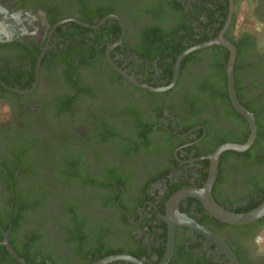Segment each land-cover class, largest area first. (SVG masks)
Masks as SVG:
<instances>
[{"label":"flooded vegetation","instance_id":"1","mask_svg":"<svg viewBox=\"0 0 264 264\" xmlns=\"http://www.w3.org/2000/svg\"><path fill=\"white\" fill-rule=\"evenodd\" d=\"M163 1L0 0V216L5 219L14 209L16 200L11 206L10 200L17 191L27 198L33 182L21 177L19 166L33 165L34 187L42 204L34 211H22L20 232L13 237L18 244L32 234L34 249L54 260L49 264H95L118 254L143 264H161L171 244L168 207L173 196L203 188L211 173L209 156L225 143L241 144L250 136V123L231 97V108H226L206 82L212 73L207 60L186 57L176 84L160 92L135 85L112 66L108 54L142 84L160 87L174 79L177 59L174 72L164 74L158 62L151 64L142 56L158 60L161 50L155 47L166 42L168 30L177 23L175 16L140 15L157 10ZM179 1L191 26H200L199 19L212 22L202 28L203 33L196 28L190 38L213 39L223 31L229 40L234 34L241 36L242 52L237 48L234 72L237 96L243 106L262 111L264 132V0ZM242 3L248 5V18L259 22V30L239 26ZM111 5L116 9L111 11ZM100 11L107 13L99 19ZM105 18L98 27L80 23L97 25ZM218 20L224 22L221 29ZM144 27L163 30L155 36L158 42L145 41ZM225 49L216 44L196 51H212L221 58ZM63 54H70L74 87L61 77ZM83 55L96 59L93 68ZM104 56L123 81L97 79L106 73L97 61ZM58 100L70 104L72 111L57 112ZM113 129L118 136L98 138ZM248 152L226 151L220 157L212 194L233 211L248 210L264 198V166H253L264 154V143ZM62 155L67 156L69 173L77 174L69 185L58 177ZM106 171L125 177L121 191L103 186ZM79 177L90 179L89 185L81 186L84 179ZM255 185L263 191L253 189ZM177 208L224 237L240 264H264V217L238 225L236 231L217 222L195 197L182 198ZM78 225L83 227L80 238L69 239L65 226ZM0 229L5 230L1 223ZM167 264L231 262L213 240L180 224Z\"/></svg>","mask_w":264,"mask_h":264},{"label":"trees","instance_id":"2","mask_svg":"<svg viewBox=\"0 0 264 264\" xmlns=\"http://www.w3.org/2000/svg\"><path fill=\"white\" fill-rule=\"evenodd\" d=\"M116 7L111 5V11L115 10ZM172 9V11H170ZM162 12V13H160ZM107 12H103L97 16L99 17V19L101 17H103ZM161 14V15H159ZM140 15L143 16H152L154 18H168L170 19L171 16H175L177 18V23L170 28L168 31V39L166 40V42H164V44H159L155 47L156 50H161V53H158V60H155V62H153V56L148 55V54H143L142 56L144 58H150V63L154 64L156 62L159 63V66L161 69L164 70V74H172L174 72V63L178 57V55L180 53H182L185 49H187L188 47L204 42V41H208L211 38H206L205 36L202 38H198L196 39L194 36H192L191 38L190 33H195L196 28H200V32H202V28H206L208 26H210V24L212 22H209L206 20L205 21H201V19L196 20L199 22L200 26L195 27V26H191L190 24H188L187 20H186V16L184 14V7L183 5L180 3L179 0H164L162 2V4L156 9H147L144 12H142ZM220 23V25H219ZM218 28L221 29V27L224 25V22H221L218 20ZM163 30H160L158 28H150V27H144L141 30V34L142 36H144L145 41L147 42H158L157 39H155V36H159L157 32H161ZM235 46L238 48L239 53L241 54L242 52V39L241 36L235 35L230 39ZM161 41V40H160ZM201 53V54H200ZM207 53V54H206ZM70 55V54H69ZM67 54H63V58H62V63H63V67L65 68V70H63L61 77L63 80L69 82L73 85H75L73 83L74 80V70L70 71L68 67H70V62L67 56H69ZM202 55V57H200ZM230 56V52L228 49H225V55L221 58H219L217 53H213L212 51H201V52H193L190 55L187 56V60H189V58H193V59H202V60H207V64L208 67L210 68L209 70H211L212 73L209 72L208 75V79L206 82H208L209 87L212 88L213 93H215L217 91V93H219V96L222 98V101L225 103V107L228 108L231 106V100H230V96H229V88H228V78H227V72H226V66L228 63V59ZM83 58L86 61V64L89 67H94V64L96 61L95 58H93L91 55H83ZM99 61V63L102 65V71L104 72L105 70V76L102 75V72L99 73L97 75V79L98 80H121L123 81V77L120 76L108 63L107 58L104 56V58L102 59L101 57L97 60ZM237 67L235 66V69ZM102 77H104L102 79ZM101 78V79H100ZM74 87V86H73ZM198 87V84H197ZM208 94L209 91H208ZM214 97V95H213ZM67 102V101H66ZM57 107H59L57 112H61V111H72V106L67 103H63L62 100H58L56 103ZM246 108H248L250 111H252L255 116L258 118V135L257 138L253 144V147L251 149H249V152L256 146L261 145L264 143V132H263V126H262V122H260L259 120V115L262 113V111H257L255 109H253L250 105L244 104ZM231 108V107H230ZM234 113L237 114L236 110H234ZM138 127V126H137ZM118 131H114L110 130V131H104L102 133H100L98 135V138H100L101 140H108L110 137L112 136H118ZM218 146H216L213 151L217 148ZM127 152L129 153L130 150L128 149ZM228 153H232L233 151H227ZM248 152V153H249ZM61 161V160H60ZM67 161V156L62 155V161L61 164L62 166L59 169L58 172V177L59 179L63 180V184L65 185H69V180L71 179H77V174L75 175H71L69 172L68 167L65 165L64 162ZM263 165L264 166V154L258 159L255 160L253 163V166L255 165ZM22 170H23V174L21 175V177H29L31 179V181L33 182V186L31 187V189L29 190V193L27 194V198H21L19 196V193L17 191V197L12 196L11 200H10V206L11 203L15 201L14 203V209L11 210V208L8 211V216L4 219L0 216V223L3 225L5 230H10V235H9V241L10 243L13 245V247L16 249V251L27 260V262L29 264H49L48 261L51 263V261H54L52 259L51 256L49 255H45L41 250H35L34 247L36 245V239L33 238V235L30 233H27L22 241L18 244L15 243V238L13 237L15 233L20 232L22 223H23V218H24V214L22 213V211L24 209H27L28 211H34L37 208V205L42 204L41 199H39L38 193L36 191V187H34L35 183L37 182L34 175H35V168L33 165L31 164H25L23 163L22 165L20 164L19 166ZM107 172V171H106ZM109 172V171H108ZM104 173V182L105 185H103L105 188H111L113 190H118L121 191V188L119 187V185L123 184L126 185V181H125V177L124 176H120L118 175L116 172L112 171L110 173ZM74 176V177H73ZM80 180L82 181L84 178L79 177ZM36 181V182H35ZM84 182H82L81 186H85L86 184L89 185V181H91L90 179H88V181H86V179L83 180ZM258 189L261 190L260 187L258 185H255L253 187V189ZM264 190V189H263ZM261 190V191H263ZM60 196V195H59ZM62 200H64L63 198H61ZM264 200V198L257 202L254 206H252L251 208H249L248 210H236L235 212H246V211H250L252 209H254L255 207L259 206L261 204V202ZM66 202V201H65ZM223 206V204H221ZM66 212L70 213L71 209L69 208V203H66ZM26 210V211H27ZM12 212V214H11ZM217 220V219H216ZM264 220V218L262 219ZM219 220H217L218 222ZM221 222V221H219ZM227 226H231L233 228H235L236 231L240 230V226L238 225H229L227 224ZM83 230L82 225H78L77 227L74 228H70L69 226H65V232L67 234V237L69 239H79L80 238V234ZM3 240V232L0 229V241ZM41 256V259H40ZM0 264H20L12 255L11 253L8 251V249L4 246H0Z\"/></svg>","mask_w":264,"mask_h":264},{"label":"water","instance_id":"3","mask_svg":"<svg viewBox=\"0 0 264 264\" xmlns=\"http://www.w3.org/2000/svg\"><path fill=\"white\" fill-rule=\"evenodd\" d=\"M233 6V3H232ZM233 8V7H232ZM117 19L121 21V19L118 16H114ZM107 21V18L103 19L99 24L97 25H91L89 23H83L80 22L84 26L88 27H98L101 26L103 23ZM124 27L125 31V26L124 23L121 21ZM224 31L216 38H213L209 41H205L202 43H199L197 45L191 46L187 49H185L182 53L179 54L177 57L176 65H175V77L174 79L167 85L165 86H160V87H153L149 86L146 84H142L138 82L136 79H134L131 75H129L125 70H123L117 63L114 62L112 59L111 55L108 54V58L112 64V66L120 72L124 77L129 79L132 83L135 85L144 88L149 91L153 92H160V91H165L169 88H172L176 82L177 78L179 76V73L181 71V66L183 60L193 51L200 50L203 48H207L216 44L223 45L227 47L230 50V56L228 59L227 63V77H228V86H229V92H230V97L232 100V103L234 107L240 112L244 117L247 118V120L250 123V129L251 133L249 138L244 142V143H225L221 145L219 148L216 149L214 153H212L209 158L212 161V167H211V173L210 177L205 184L203 188H198V189H186L183 190L176 195L173 196L169 203L168 207V212H169V223H170V235H171V244H170V249L169 252L163 260L161 264H167L169 262V259L171 257V252L173 248V242H174V233L177 225H185L193 230L198 231L199 233L205 235L207 238L213 240L227 255L229 258L231 264H240L237 255L231 248V246L227 243V241L222 237L220 234L217 232L213 231L212 229L200 224L193 218L182 214L179 212L177 208L178 202L188 196H192L200 200V202L203 204L205 209L216 219L219 221L230 224V225H246L253 223L255 221H258L264 217V200L261 202V204L254 209L246 212H235L233 210L227 209L221 204H219L216 199L214 198L212 194V189L214 186V183L217 179V174L219 171V162H220V157L221 155L226 152V151H238V152H244L249 150L258 135V125L255 119L254 114L248 110L245 106H243L240 103V100L237 96V91H236V83H235V64H236V57H237V47L235 44L227 39L224 35ZM21 92V91H19ZM4 233V238L2 241H0V246H4L8 249V251L11 253V255L20 263V264H29L25 258H23L13 247V245L9 241V231L3 230ZM118 260H125L129 261L132 264H143L141 261L137 260L136 258L129 256V255H124V254H118V255H112L108 256L107 258L95 263V264H107L113 261H118Z\"/></svg>","mask_w":264,"mask_h":264},{"label":"rangeland","instance_id":"4","mask_svg":"<svg viewBox=\"0 0 264 264\" xmlns=\"http://www.w3.org/2000/svg\"><path fill=\"white\" fill-rule=\"evenodd\" d=\"M241 6L239 7L238 11V24L240 27L246 28L248 30H259V22L254 18H248L247 14V8L248 5L247 3H242L240 4Z\"/></svg>","mask_w":264,"mask_h":264}]
</instances>
